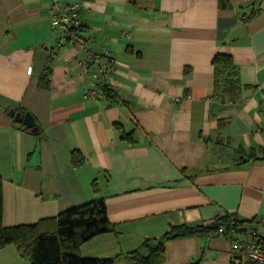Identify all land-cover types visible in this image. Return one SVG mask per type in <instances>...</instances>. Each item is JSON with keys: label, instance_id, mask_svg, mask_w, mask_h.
<instances>
[{"label": "crops", "instance_id": "1", "mask_svg": "<svg viewBox=\"0 0 264 264\" xmlns=\"http://www.w3.org/2000/svg\"><path fill=\"white\" fill-rule=\"evenodd\" d=\"M62 1L78 5L88 48L58 36L55 0H0L4 225L103 199L113 232L80 254L113 264H133L128 254L174 226L214 228L226 214L251 221L240 242L264 235V0ZM108 54L114 91L99 96ZM217 55L232 57L235 89L216 77ZM11 111L31 113L37 131ZM234 238L168 241L163 264H244ZM0 264L30 261L9 246Z\"/></svg>", "mask_w": 264, "mask_h": 264}, {"label": "trees", "instance_id": "2", "mask_svg": "<svg viewBox=\"0 0 264 264\" xmlns=\"http://www.w3.org/2000/svg\"><path fill=\"white\" fill-rule=\"evenodd\" d=\"M231 3V0H220L223 8H228ZM213 65L216 77L222 78L225 82L228 81L225 86L229 84L232 89H235L236 80L228 79L235 70L232 57L217 55ZM49 84V72H47L41 77L40 86L48 89ZM24 129L31 130L27 127ZM250 159L257 158L255 154H251ZM84 161L80 152L73 154V162L76 166ZM247 222L226 214L216 218L213 225H219L217 228H212L210 225L174 226L162 238L146 241L142 248L131 252L128 257L133 264H163L166 260V242L191 235L218 234L222 228L224 234L231 232L235 236L234 241L240 242L237 240L238 234L246 230ZM111 232L113 227L108 219L103 199L67 209L52 221L42 220L36 224L6 227L3 223V179L0 177V251L14 246L18 254L27 258L30 264H113V259H89L80 254V247L83 244Z\"/></svg>", "mask_w": 264, "mask_h": 264}, {"label": "built area", "instance_id": "3", "mask_svg": "<svg viewBox=\"0 0 264 264\" xmlns=\"http://www.w3.org/2000/svg\"><path fill=\"white\" fill-rule=\"evenodd\" d=\"M77 8L78 5L76 4L66 5L62 0H55L52 7V25L59 37L82 50L88 48V39ZM97 63L107 78L103 88L98 91L99 96H103V89L105 88L114 91L111 76L115 72V64L110 54L105 55L102 59H97ZM218 234H224V229L222 228ZM233 250L242 255L244 264H264V235H256L253 240L245 243L234 242Z\"/></svg>", "mask_w": 264, "mask_h": 264}, {"label": "water", "instance_id": "4", "mask_svg": "<svg viewBox=\"0 0 264 264\" xmlns=\"http://www.w3.org/2000/svg\"><path fill=\"white\" fill-rule=\"evenodd\" d=\"M10 115L15 119L16 122L24 125L27 128L32 129V131H37L36 121L34 119V116L31 113H21V112H15L11 111ZM218 225L214 226V228H217Z\"/></svg>", "mask_w": 264, "mask_h": 264}]
</instances>
